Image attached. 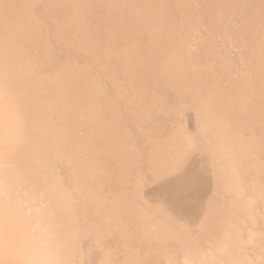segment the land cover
I'll return each instance as SVG.
<instances>
[{"label": "rangeland", "instance_id": "374dc122", "mask_svg": "<svg viewBox=\"0 0 264 264\" xmlns=\"http://www.w3.org/2000/svg\"><path fill=\"white\" fill-rule=\"evenodd\" d=\"M0 264H264V0H0Z\"/></svg>", "mask_w": 264, "mask_h": 264}]
</instances>
